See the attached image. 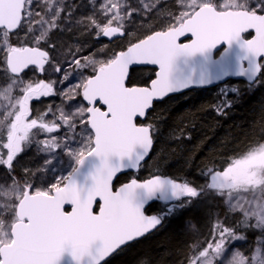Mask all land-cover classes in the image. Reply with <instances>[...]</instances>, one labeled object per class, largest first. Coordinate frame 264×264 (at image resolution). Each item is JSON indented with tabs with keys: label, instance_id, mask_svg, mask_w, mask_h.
Wrapping results in <instances>:
<instances>
[{
	"label": "snow or ice",
	"instance_id": "snow-or-ice-1",
	"mask_svg": "<svg viewBox=\"0 0 264 264\" xmlns=\"http://www.w3.org/2000/svg\"><path fill=\"white\" fill-rule=\"evenodd\" d=\"M159 4L89 0L90 14L77 18L79 5L68 0H0V264H110L175 209L209 196L223 199L242 219L229 225L217 216L204 239L190 225L194 235L182 245L179 264H264V243L258 241L251 255L231 247L245 239L238 229L260 230L264 237V137L219 163L210 157L200 169L203 184L160 174L114 184L122 170L147 162L157 129L144 121L154 101L221 80L227 73L220 67L234 47V74L246 76L250 87L264 83V0H178L175 12ZM153 14L159 30L129 35V25ZM74 26L97 40L129 35L127 46L84 55V45L49 42L53 32ZM250 30L255 34L245 39ZM189 33L193 39L180 43ZM219 45L226 46L214 59ZM137 64L159 71L138 85L131 78ZM28 71L33 75L25 79ZM49 96L60 103L34 114L30 101ZM232 103L226 98L214 110L223 115ZM33 145L42 163L18 168ZM153 200L178 203L148 214Z\"/></svg>",
	"mask_w": 264,
	"mask_h": 264
},
{
	"label": "trees",
	"instance_id": "trees-1",
	"mask_svg": "<svg viewBox=\"0 0 264 264\" xmlns=\"http://www.w3.org/2000/svg\"><path fill=\"white\" fill-rule=\"evenodd\" d=\"M149 30L136 37L143 38L150 33ZM151 30L159 29L154 27ZM57 32L51 34V39ZM124 38L119 40L121 47L117 51L127 46ZM154 72L150 68L132 69V82L138 85L150 82ZM235 85L233 87L228 83L220 86L215 96H211V90L189 92L154 104L146 123L154 121L156 124L155 142L149 160L137 174L142 171L140 177L143 178L160 174L179 181L186 179L194 184H203L205 181L200 169L210 157L219 163L222 159L239 155L254 141L261 140L264 137V83L251 87L242 82ZM231 87L238 91L233 92ZM226 98L233 102L232 106L226 109L225 114L218 115L214 108ZM189 135L190 138H187ZM176 136L180 138L175 139ZM127 175L120 176L115 186L127 181ZM206 199L208 204L193 214L194 221L204 231V238L217 216L221 220L226 218L229 225H236L242 219L239 213L226 210L223 199L214 196ZM182 220L183 217L175 219L169 225L164 221L166 228L162 232L111 258L110 264H140L145 259L151 264H179L180 250L186 241ZM237 234L245 236L243 244L248 247L256 248L259 243H264L260 230L238 229ZM137 255L143 257L138 258Z\"/></svg>",
	"mask_w": 264,
	"mask_h": 264
},
{
	"label": "rangeland",
	"instance_id": "rangeland-1",
	"mask_svg": "<svg viewBox=\"0 0 264 264\" xmlns=\"http://www.w3.org/2000/svg\"><path fill=\"white\" fill-rule=\"evenodd\" d=\"M35 2L39 3L40 0H35ZM68 2L69 3L74 2L75 4L79 5L75 13V16L77 18L82 15L90 14L92 10L89 6V0H68ZM176 3H178V0H160L159 8L164 12L169 11V10L175 12V11H178V9L175 7ZM157 23H158V20L156 19L155 14H153L152 17L144 18L143 20L137 19L134 24L128 26V33L131 36H137L142 31L154 28ZM24 35H25L24 32L17 33V37H19L20 39H24ZM129 35H125L124 40L126 42H128ZM49 42L56 44L58 48H61V47L67 48L68 45H77V44L84 45L85 46V51L83 53L84 55H89L91 53H94L101 47H104L106 51L108 50L117 51L118 47H121L120 44L118 45V43L120 42L119 40H115L111 43L106 42L103 39V37L97 40L95 38L94 32L91 34H85L84 29L79 26H74L72 28V31H64V32L58 31L56 35ZM103 58H104L103 54H101L100 56H97V59H103ZM32 75L33 73L31 71H28L25 79L32 77ZM42 76H43V79L45 80L48 79V77L45 74H43ZM64 87L66 88L67 85H65ZM59 103H60L59 96H49V97H41L39 100L30 101V106L33 109L34 114H42V113L47 112L49 105L55 106V105H58ZM45 119L51 120L52 119L51 114L47 115ZM54 135H56V133H54ZM42 160H43V157L40 155H37L36 146L33 145L30 148L26 149L21 154L17 167L18 168L31 167L34 169L42 163ZM64 166L67 167V163H65ZM140 173L135 176H140ZM206 204H208V200L206 198H200L198 200H195L192 203L193 207L191 208L190 206H188L184 208L175 209L174 212L170 216H167V220H166L167 225L172 223L173 220H175L177 217H183L182 231L186 235V241L191 243V236L194 235L190 231V225H195L199 229L200 233H202V235L199 236V239H203L204 231L201 230L199 226L196 224V222L194 221L193 218L195 215L193 214L197 212L198 209L200 210V207H204ZM171 206H168V207H171ZM225 207H226V210L228 211V207L226 204H225ZM188 209H189V213L187 212ZM198 218H200L199 215H198ZM232 249L233 250L238 249L244 252L245 255H251L252 251L255 250V248L248 247V245H244L243 240L234 241L232 245ZM137 256L138 258L143 257L142 255H137ZM225 264H226V261H225Z\"/></svg>",
	"mask_w": 264,
	"mask_h": 264
},
{
	"label": "water",
	"instance_id": "water-1",
	"mask_svg": "<svg viewBox=\"0 0 264 264\" xmlns=\"http://www.w3.org/2000/svg\"><path fill=\"white\" fill-rule=\"evenodd\" d=\"M149 34H150V33H149ZM246 34H251V38H252V36H253L255 33H254V31H251V30H250L249 32H247V33H245V34H243V35H246ZM123 37H124V36H116V37H113V38H111V39H109V38H107V37H103V39H104L106 42L111 43V42H113V41H115V40H120V39H122ZM251 38H250V39H251ZM191 39H193V37H192L191 34L189 33V34H186L185 37H181L179 42H180V43H188V42H190ZM225 46H226V45H219L218 48H217L216 50L213 51V58H214V59H219V57H220V53L223 52ZM238 55H239V49H238V48H235V47H234V48L229 52L228 57L225 58V60L223 61L222 65H221V67H220V70H221V71L227 73V75H226L225 77H223L221 80H219V81H214L213 83L208 84V85H196V86H190L189 89L182 90L181 92H178V93L169 94L167 97H164V98H162V99H160V100L154 101V104L159 103V102L163 101L164 99H167V98H169V97H171V96L180 95V94H182V93H184V92H187V91H190V90H198V89H202V90H203V89L213 88V87H215V86H217V85H220V84H223V83H225V82H227V81H229V80H231V81H241V82H244V83H246V84L249 85V82H248L246 76H237V75L234 74V73L236 72V70H237V57H238ZM242 64L246 67V66H247V61H243ZM136 68H150V69H154L155 72H154V76H153L152 79L155 78V74L159 71V68H158L157 65H151V64H137V65H134V66L132 67V69H136ZM132 69H131V70H132ZM258 75H260V74H258ZM149 83H150V82H149ZM153 106H154V105H153ZM151 110H152V109H151ZM151 110H150V111H151ZM144 122L146 123V121H144ZM149 157H150V155H149ZM149 157L147 158V161L149 160ZM140 169H141V168H139V169H124V170H122L121 173L118 174L117 178H114V184H115L116 180H117L120 176L125 175V174H137V173L140 171ZM165 176H166V175H165ZM149 177H150V176H149ZM149 177H147V178H149ZM168 177H169V176H168ZM147 178H144V179H147ZM169 178H170V177H169ZM119 186H120V184H119L118 186H116V187H119ZM156 201H158V200L150 201L149 204L146 205V208H147L150 204H152V203H154V202H156ZM173 202H174V201H173ZM170 203H172V202H170Z\"/></svg>",
	"mask_w": 264,
	"mask_h": 264
},
{
	"label": "flooded vegetation",
	"instance_id": "flooded-vegetation-1",
	"mask_svg": "<svg viewBox=\"0 0 264 264\" xmlns=\"http://www.w3.org/2000/svg\"><path fill=\"white\" fill-rule=\"evenodd\" d=\"M244 38L245 39H250L251 38V34H246V35H244ZM43 74H37V76H36V78L37 79H43V76H42ZM234 82H236V83H234ZM228 83H230L233 87L234 86H236L235 84H237V83H241V81H231V80H229V81H227V82H225V83H223V84H220V85H217V86H215V87H213V88H209V89H198V90H190V91H187V92H184V93H182V94H180V95H175V96H171V97H169V98H172V97H176V96H183V95H185V94H187V93H189V92H205L206 90H211L212 91V93H211V96H215V94L217 93V89L220 87V86H222V85H225V84H228ZM242 83H244V82H242ZM246 84V83H245ZM233 89H235V88H230V90H233ZM168 99V98H167ZM164 100H166V99H164ZM132 178H137V179H144L143 177H138V176H133V175H131V174H128L127 175V181H125V182H123V183H126V182H128L130 179H132ZM174 203H176V201H174V202H172V203H169V204H165V203H163V202H161V201H156V202H154V203H152V204H150L148 207H147V210H148V214H158V213H164L166 210H167V207L168 206H171L172 204H174ZM178 218H182V217H177L176 219H178ZM166 220H167V217L165 218V222H166ZM165 222H163V224L158 228V229H156V230H154L152 233H150L146 238H143V239H141L140 241H142V240H144V239H148V238H152V237H154V236H156L157 234H159L160 232H162L163 230H164V228H166V225H167V223H166V225H165ZM139 241V242H140ZM136 244V243H135ZM135 244H133V245H135ZM132 245V246H133ZM132 246H130L129 248H131ZM128 250V248L127 249H125L124 251H122L120 254H118V255H116V256H114L113 258H116V257H118V256H120V255H122V254H124V252L125 251H127Z\"/></svg>",
	"mask_w": 264,
	"mask_h": 264
}]
</instances>
